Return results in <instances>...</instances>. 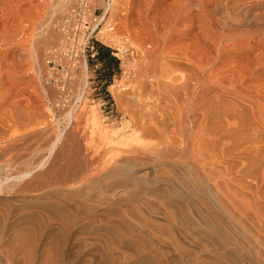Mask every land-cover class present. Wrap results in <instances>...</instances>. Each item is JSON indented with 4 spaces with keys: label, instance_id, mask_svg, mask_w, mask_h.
Masks as SVG:
<instances>
[{
    "label": "rangeland",
    "instance_id": "obj_1",
    "mask_svg": "<svg viewBox=\"0 0 264 264\" xmlns=\"http://www.w3.org/2000/svg\"><path fill=\"white\" fill-rule=\"evenodd\" d=\"M58 1L59 0H13L10 6L0 11V35L5 36L7 35V33L9 34V39L7 42L8 44L5 42V40H0V52L6 50V45H10V47L7 48V58L9 62L12 61L13 58L11 57H13V54L15 56L14 58H16V61H14L13 63V70H11L12 75V72L15 73L13 75L15 79H18L19 75L22 73L20 63L18 61L23 59L24 64L27 63V65H25L26 67H24L25 69H27L26 76L23 79L16 80V82L14 81L12 83H9L8 87L9 89L10 87H12L10 90L13 89V92L14 90L18 91L19 89L25 88L24 91L26 94L24 93L22 94V96H17V98H19L18 101L21 102L19 103L16 101L18 104L15 103L13 107L10 106L11 102L9 100L3 104H0V111H4L6 113V116L4 112L3 115L2 112L0 113L2 116H4L2 118L0 115V139L9 134H12L13 131H23L27 127V130H39L40 132L45 128L44 131H42L40 134H37V137H35L36 135H34L35 138L33 139V137L31 136V140H27L21 146H18L17 148H11V150H5V152L0 151V168L4 173L8 172V174L15 175L18 173V171L20 172L26 167H34V165L38 163L40 158L47 156L46 149L55 136V129L58 126L57 119L63 121L65 111L68 108L72 107V105L75 106L74 110L76 113V117L73 119V123L70 127L76 128L74 132V136H76V138H73L75 140H82L80 143L84 144V150L81 152L72 151V148H74L73 142L75 140L71 141L72 139H70V149L69 151L67 150L68 153L66 152L62 157L66 161L67 159L69 161L71 159L69 157H72L71 161H73V159L76 158L75 156L73 157V155L76 154L77 156V153H80L81 155L87 153L89 158L92 159V152L98 151L93 152L97 154L95 155L98 160L94 161L96 158L93 155L92 160L94 162V165L92 162V166H90L92 169V171L90 172L91 175L82 173L78 174V177L70 176L68 178L63 177L59 179V176L54 179L49 177L44 181L37 183L38 185H43V187L40 186L41 188H43V190L38 187L39 192L35 191L34 193H32L33 191H11L8 192V194L4 192V194L0 196V214H2L4 211H7V214L3 213V216L0 217V223H2V227L4 226L5 228L0 229L6 232L0 230V234H2L0 235V238L2 239L5 233L13 230V228H10V225H15V221H20V219H22L21 221L23 222V220H25L24 222L26 223V219L28 218V224H33L34 221L36 223V218L24 216V214L30 211V209L35 210L36 207V209L45 208V211L42 209L39 210L43 211L42 216L44 214H46L47 216H43V220H45L44 224L49 223V221L56 222L62 217V214L59 210H57V214L55 211L56 209L49 208V206L45 202H41L38 205L37 203H32L29 201L26 202L27 199H59L60 201L64 202H66V199L68 198L71 199L67 200L69 202H72L74 199L83 200L84 202V200L86 201L88 199L85 203H89V206L92 205L93 207L96 206L99 208L101 207L99 205L102 204L101 208L107 209L109 207L107 209L109 211L111 209L114 210L117 207L119 208L121 212L116 209L120 214L118 218L116 216H113L114 218L109 217L111 220L108 218V221L110 222L114 219V222L112 221L113 225L111 226L114 227L115 230H109L107 232H105L106 230H103V232L102 230L100 231L98 229H95V231H93V228H90L88 231V228L86 227L73 228L68 231L69 234L67 233V231H65V234L64 232H62L64 235H66L63 236V238L60 235L61 233L58 231L53 232L52 236H50V233L47 236L48 238L46 239V241L43 237L40 238L36 236L38 238L35 237L33 243L37 245L35 246L37 249L34 247L35 251L33 253L35 254H33L32 258H30L31 260L27 258V261L31 262L29 264L33 263V260H35L34 257L37 258L41 249H43L44 247L47 248L48 246L49 251L53 249L49 253L50 255H53L51 256L52 260L50 258L49 264H53L52 261H54V264H102L104 263V261L105 264H120V262L121 264H138L139 262L141 264H149L146 263L144 256L150 257L151 264H236L234 257H232L233 255L231 256L230 254H233V251L235 249L236 226L234 222L237 216V213L235 214V212H237L236 200H238V188L237 185H234V179H236L237 177V171L242 170L241 178L243 184H251L250 187H252L250 191H248L246 187H243L241 191V198L245 201V203H243L241 200V203H243V214H245H242V222L244 223L243 226H246L245 229L249 231L250 235L248 239V236L246 235H244L242 239L245 246L251 245L253 248H258L260 242L258 240H264V184H260L259 182H257L260 181V171H263L264 169V142H262L258 137L255 138V132L247 131L249 134L253 135H250L251 137L249 140V144L252 143L254 146L251 144V147L243 150L242 152H238V150L234 148V142L232 138L233 135L230 132L236 124L234 121H240V118H238L240 116L237 115L234 111L233 113L231 112L233 107H235L234 110H238L240 108L239 107L238 109H236L237 105L242 106L244 109H246L244 116L242 117V120H244L245 123H251L254 121L250 111L251 108L246 102L250 99V97L252 98V96H245L241 93H236L235 95L233 91H230L227 94H222L217 88L208 86L204 87L202 89V110H196L194 112V115H192L193 113H190L193 119L189 114V118H191L189 119V123H191L190 127L193 126L196 131L200 130V133H202V130H205L208 135L205 134L200 138L202 134H198L195 137V140L190 136L186 137V139H191V141L189 139L185 141H190V152L188 151V154L185 155L187 158H172V156L166 158V156H164L165 154L157 155V153L160 151V148H162V151H165V149L163 148L170 145L171 143L176 144L173 147L175 150L178 149L177 151H180V148H177L178 143L180 144L179 146H182L183 144L187 146L189 143L187 142L186 144L181 139L182 136H180L181 134L179 133L181 128H178L180 127V123L178 125V121L170 118V115L176 112L175 108L173 106H171L172 108L170 106L168 108V106H165L163 104L160 105V103L163 102L157 97V92L154 89L155 85L153 81L147 77L141 79L142 72L140 71V69L142 63H140L141 54L139 45H142L140 42L143 41H141V38L138 37L139 30H137V27H134V24L136 25V23L127 22V25L129 23H134L131 24V27L129 29H127V25L125 24V21L122 20V15L120 13H116V15L113 13L111 14L112 11L110 9L107 13L104 12L105 5L108 0H87L89 5L92 6L91 10H94L97 15L103 17L105 13L103 22L98 28L101 33H99V31H96L94 33L92 39L93 49L91 52H86V61L83 57H81L77 68H75L74 70H70L69 78L64 85L65 89L67 90L66 95H68L69 101L65 102L66 104H63L64 106H57V102H52L51 112L49 111L50 109H48L49 106L48 102L46 101L47 99L45 98L43 93H41L42 87L44 86L47 91L48 89L49 91H54L55 88L53 86H55V83L58 82V79L62 75L60 68L56 67V65L54 64L56 57V55H54V52L59 50L60 43V37H58V23L61 16L67 11L74 8L78 2V0H69L68 3L64 6L65 8L63 7V9L61 10L58 9L55 11V13H53L55 4ZM122 1L124 2V0ZM168 1L171 2L172 0ZM50 13L52 14L50 15ZM46 19H49V32L48 40L45 44L44 51H42L43 53L40 56L39 61L42 74L41 78L43 80V82L40 84V81L36 76L33 68L31 69L32 55H29V53L31 52L29 50L28 52L26 50L23 51V46L21 45H29L28 43L32 35L36 30H39L43 27L42 24L46 22ZM1 41H3V43ZM94 42H97L111 49L112 55L118 59V69L112 75L110 80L105 78L106 74L98 70L100 65L94 61V57L90 56L91 53H93V56L95 54ZM48 60L50 61V63ZM62 61L63 65L65 66H67L69 63L67 59ZM83 63H85L87 67V85L84 89L85 92L82 103L75 104V96L80 91L79 80L84 75ZM191 69L192 68L190 67L189 70ZM44 79H46V81H44ZM70 80L71 83H69ZM139 82L142 84H139ZM110 85H113L118 90H121L119 97L115 98L112 95V93L110 92L111 89L108 88ZM13 86L15 89L13 88ZM140 86H144L142 91L140 90ZM32 92L37 93H35L37 95V98H35V94H33ZM30 97H32L33 99ZM135 97L138 98L137 100L139 101H136ZM140 97H142L144 100L146 99V97H148L149 100L148 102H146V100L144 101L142 98L140 99ZM140 100L143 101L141 102ZM232 103H234L235 106L233 105L232 107ZM227 104H229L228 107ZM207 105H209L210 110L206 108ZM229 106H231L232 108H229ZM45 107L48 110L45 109ZM216 107L219 109H217ZM155 109L157 110V112H159L160 110V113H163L162 116L160 113H155ZM228 109L230 110V113L225 114L223 110ZM153 110L155 112H152ZM171 111L172 113L169 114ZM203 111H205L204 115ZM153 113H155L157 116H155V114ZM150 116H152V119L150 118ZM170 119L172 121L174 120V123H171ZM151 120L152 123H155L154 126L157 125L158 127L161 126L163 128V133H161L160 135H158L157 133H145V128L148 126L147 122L151 124ZM193 120H195V122H193ZM233 122L235 123L234 126ZM95 125H97L105 133L104 138H100L99 135L93 133ZM69 128L67 129V131H71V128ZM177 130H179V132ZM177 132L180 137L178 136ZM262 135L264 136L263 132ZM178 137L181 140H179ZM63 140H65V138H63ZM167 140L172 141L168 143L169 141ZM177 140L179 142H177ZM180 141L182 143H180ZM200 143L202 144V146ZM259 148L260 151L258 150ZM156 150L158 152H156ZM80 154H78V157H81L79 156ZM155 154L157 155L156 157L154 156ZM62 157V161H59L60 165L63 163L65 164V161L62 159ZM104 157L110 161L104 159ZM158 157H162L163 159ZM113 160H118L120 163H118V165L121 166L120 168H124L125 170L122 171L123 175L119 180H115V178L112 179V177L104 178L101 176L96 177L92 175L93 171L94 173L100 172L99 170H101L104 165H111L113 163ZM248 162L249 164L251 163V165H248ZM4 163H6L7 166H5L6 164ZM75 166L76 168H78V165ZM99 166L102 168L100 169ZM258 166L260 168L259 170ZM236 167L239 169L237 170ZM96 168L98 169V171H96ZM134 168H139L143 171L142 173L140 172L141 174H138L139 176H134V178L131 179L128 176V174L130 173L129 170L132 171ZM144 168H150L152 171L150 169L148 170L151 171V173L149 171L147 172ZM140 175H142V177ZM126 176H128V178ZM60 177H62V175ZM254 177H256L257 179ZM127 179L128 181H126ZM140 179L141 181H139ZM135 180H137V182ZM103 184L106 185L105 189H103ZM60 185H63V187ZM90 189V192H92V190L94 191L90 193ZM97 189V192H104L105 190L104 195L103 192L101 194H99L100 192H95ZM116 190L121 191L116 193ZM251 192L253 193L251 194ZM255 192L257 193L256 195L254 194ZM40 194L42 196H39ZM83 194L86 195L84 196ZM234 194L237 195V197ZM102 196L105 197L102 198ZM175 196L177 200H174L173 197ZM22 199L25 201V203H23L24 201ZM19 200L21 202H19ZM14 201V204L17 203V206L13 204ZM43 204L45 205L44 208L42 207ZM8 206L10 208H8ZM46 206L49 208V210H46L48 209ZM7 208L11 210H8ZM15 208L19 211H17ZM219 213L220 215H225L223 217L225 220H223L222 217L218 216ZM58 215L61 216L59 217ZM5 216L9 219H6ZM17 216H19L20 219ZM110 216H112V214ZM29 217L34 221L32 220L33 222H30ZM2 218H4L6 221ZM52 218L57 219L55 221H51L54 220ZM2 220L4 222H2ZM40 221L42 222V220ZM112 222L110 224H112ZM5 223L7 226L5 225ZM116 223L117 226H115ZM17 231H19V229L13 230L12 234H17ZM110 231L112 232L111 236L116 232L112 237L117 238L118 236L117 241H115V239L113 238L111 239V236H107L110 235L107 234L111 233ZM60 236L62 239L60 238ZM77 237L80 240L77 239ZM119 238L130 242L133 246L135 245L138 250L134 251V248L122 245L119 242ZM37 239L38 243L36 242ZM71 240L81 241L86 245L82 246L81 244V246L76 247L74 245L73 247H69V243L72 242ZM214 240H217V243H213L212 241ZM64 241L67 242L65 243ZM44 242L47 244V246ZM136 242L139 245H136ZM218 242H222V245L218 244ZM42 243H44V245ZM63 243H65V245L67 246H62ZM98 243L103 246L105 252ZM90 245H92V247L89 248L88 246ZM140 245L143 246L141 247ZM146 246H149V248ZM58 247H60L61 249H59ZM56 248L58 250H54ZM76 248L78 249L76 250ZM89 249L91 250L89 251ZM92 250L93 252H91ZM94 250H100L101 252L103 251L105 254L108 251V254H102L100 251L99 254L98 252H94ZM110 251L113 255L110 253ZM132 251L136 253H133ZM139 251H141V254L139 253ZM260 251L261 250H259V252H257L256 254L257 256L255 255L256 257L253 258H260L258 260L259 264H264V256L262 255V251ZM74 252L76 253L74 254ZM225 252H227L229 256L227 255V253L225 254ZM54 253H56L58 257L56 256V254L54 255ZM137 253L138 255H136ZM150 253L153 254L151 255ZM49 254L48 256H50ZM76 254H78L79 258L75 256ZM66 255L68 256L66 257ZM104 255L107 257L105 258ZM107 258L112 260H109L108 262ZM141 259L142 262L140 261ZM154 259H156L157 262ZM27 261L25 259L24 263L28 264Z\"/></svg>",
    "mask_w": 264,
    "mask_h": 264
},
{
    "label": "bare ground",
    "instance_id": "obj_2",
    "mask_svg": "<svg viewBox=\"0 0 264 264\" xmlns=\"http://www.w3.org/2000/svg\"><path fill=\"white\" fill-rule=\"evenodd\" d=\"M12 1L13 0H0V11H2L4 8H7L8 6H10ZM68 1L69 0H59L55 4L53 13H55V11L58 9H60V10L63 9V7L68 3ZM90 7H92V6H90ZM109 9L112 11L111 14L113 13L116 15V13H120L122 15L121 18L123 21H125L126 25H127V22L136 23V25L134 23H131V24H134V27H137V30H139L138 37L141 38V41H143V42H140L142 45H139L140 54H141L140 63H142V66L140 69V71L142 72L141 73V76H142L141 79L147 77L153 81V83L155 85L154 89L157 92V97L159 100H161L163 102V103H160V105L163 104L165 106H168V108H169V106L170 107L173 106L175 108L176 112L174 111L175 113L171 114L172 113V111H171L169 113V114H171L170 115L171 117L170 116L169 117L178 121V125L180 123V125H179L180 127H178V128H181V130L179 129L180 132H179V130H177V131L181 134L180 136H182L181 139L183 140L184 143L187 144V142H189L187 146H185V144H183L184 146L183 145L179 146L180 144L178 143L177 148H180V151H177L178 149L177 150L174 149L173 146H175L176 144H173V143H171L168 146H165V148H163V149H165V151H162V148L159 147L160 151L158 152L156 150V152H158L157 155L158 154H162V155L165 154L164 156H166V158L172 156V158L173 157L174 158L180 157V159H181V157H182V159H183L186 157L185 155L188 154L187 152L190 150L191 139L187 138L190 141L185 142L187 140L186 137L190 136L191 138H194V140H195V137L198 134H200V135L202 134V136L199 135L200 138L203 137L205 134H207L205 130L204 131L202 130V133H200V130L196 131V129L193 126L190 127L191 123H189V119L192 118L190 113H193L192 115H194V112L196 110H202V89L204 87H207V86L219 89L222 94H227L230 91L231 92L233 91L235 93V95H236V93H239V94L241 93L245 96H252V98L250 97V99L246 101L249 104V107L251 108L250 111H251V114L253 116L252 118L254 119V121L251 123H245L244 120H242V117L244 116L246 109H244L242 106L237 105L238 107L236 106V109H238L239 107L240 108L238 110H234L235 109V107H233L234 103L231 104L233 107L231 112L233 113V111H234L237 115L240 116V117H238V118H240V121H238L237 120L238 118H237L236 119L237 121H234L236 124L233 122V126H234V124H235V126L230 131L233 135L232 138H233V142H234V148L236 150H238V152H242L243 150H245V149H247L253 145L252 143H251L252 145L249 144L250 137L253 135L249 134L247 131L255 132V134H254L255 138L258 137L262 142H264V136L262 135V132L264 133V0H172L171 2H169L168 0H127V1L124 0V2L122 0H108V2H106L104 12L107 13ZM105 13H104V16L102 18L105 17ZM51 14L52 13H50V15ZM49 17H51V16H49ZM48 20L49 19H46V22L44 24H42L43 27L41 29L36 30L34 32L31 39L29 40V43H28L29 45L27 44L28 46L21 45V46H23L22 47L23 51L26 50L28 52V50H29L31 52V53H29V55L30 54L32 55L31 69L33 68L36 76L38 77V79L40 81V84L43 82V80L41 78L42 74H41L39 61H40V56L43 53L42 51H44L45 44L48 40V32H49V28H48L49 21ZM131 24L129 23L127 25V29H129L131 27ZM135 31H136V28H135ZM137 32H135V33H137ZM99 33H101V31H99ZM58 37H60V36H58ZM8 39H9L8 33L5 36L0 35V40H3V41L5 40V42L7 43ZM3 41H1V42L3 43ZM6 46H7L5 48L6 50L0 52V104H3L9 100L11 102L10 106L13 107L15 103L18 104L17 102H19L18 101L19 98H17V96L18 95L22 96V94L25 93V91H24L25 88L19 89L18 91L14 90V92H13V89L10 90L12 87H10V89L8 88L9 83H12L14 81L16 82V80L23 79L26 76V73H27L26 70L27 69H25L24 67H26L25 65H27V63L24 64V60L23 59L19 60V58H18V60H19L18 62L20 63L22 73L19 75L18 79H15L13 76L15 73L12 72L13 73V75H12L11 70H13V63H14V61H16L15 60L16 58H14L15 56L13 54V57H11L13 59H12V61H10L11 63L9 62V60L7 58V55H8V49L7 48L10 47V45L9 46L6 45ZM50 56H51V54H50ZM48 58H51V57H48ZM28 64H29V62H28ZM190 67L192 68L191 70H189ZM86 70H87L86 64L83 63L84 75L79 80L80 81V91L75 96L76 102L73 101L75 104H81L82 100L84 98V92H85L84 89L87 85ZM44 81H46V79H44ZM65 83H66L65 78H63V77L59 78L58 82L55 83V86L52 85L55 88L54 91L52 90L53 92L49 91V89L47 91V89H45L44 86L42 87L41 93H43V95L47 99L46 101L48 102V106H49L48 109H50L49 111H51V108H52L51 103L52 102H54V101L57 102V104H58L57 106H64L63 104H66L65 102L69 101L68 95H66L67 90L65 89V86H64ZM69 83H71V80ZM52 84H54V83H52ZM139 84H142V83L139 82ZM143 87L140 88L141 91H142ZM13 88H14V86H13ZM108 88L111 89L110 92L112 93V95L115 98L119 97L121 90H118L113 85H110ZM35 93L36 92H34L33 94H35ZM36 94L34 95L35 98H37ZM218 96H219V94H218ZM30 98H32V97H30ZM35 98H34V101H35ZM141 98L142 97H140V99ZM137 99L138 98H136V101H139ZM119 100H120V98H119ZM145 100H146V102H148L149 98L146 97ZM217 101H216V103H217ZM209 105H211V104H209ZM209 105H207V107H206L207 109H209ZM228 105L229 104H227V107H228ZM12 107H9V108H12ZM74 107L75 106L72 105V107L68 108L65 111L64 116H63V121L61 120L62 122L59 119H57L58 126L55 129V136L53 137V140L50 142L48 148L46 149L47 156L40 158V160L38 161V163H36V165H34V167H26L24 170H22L20 172L18 171V173L15 175L8 174V172L4 173L3 170H1V168H0V196H2L4 194V192H6L8 194V192H11V191H14V192L15 191L16 192L33 191L32 193H34L35 191L39 190L38 187H40V186L43 187V185H40V184L38 185L37 183L44 181L45 179H47L49 177L54 179V178H57L59 176L58 177V179H59V178H63V177L68 178L70 176L75 177L78 174H82V173H87V174L91 175L90 172L92 171V169L90 166H92L91 164L93 162V160H92L93 155L95 158L97 155L96 153H93V152H98V151L92 152V155H91L92 159L89 158L87 153H84V155L83 154L81 155L80 153H77V156H76V154L73 155V157L74 156L76 157L75 159H73V161H71L72 157H69L71 155L68 156L69 158H71L69 161H68V159H67V161L64 160L62 157L67 152V150L69 151V149H70V145H69L70 139H72L71 141H73V140H75L73 137L76 138V136H74L75 135L74 132H75L76 128L70 127L73 123V119L76 117ZM230 107L231 106H229V108ZM210 108H212V107H210ZM216 108H215V110H216ZM45 109H47V108L45 107ZM217 109H219V108H217ZM205 111H203V115H204ZM1 112L3 115L4 111H0V113ZM152 112H155V111L153 110ZM223 112L225 114H229L230 110L229 109L223 110ZM155 113H160V110H159V112H157V110H156ZM155 113H153V114H155ZM162 114H161V116H162ZM189 114H190L191 118H189L190 117ZM221 114H223V113H221ZM2 115H1V117L3 118L4 116H2ZM10 115H12V114H10ZM237 115H236V117H237ZM5 116H6V113H5ZM155 116H157V115L155 114ZM148 117H149V115H148ZM151 117L152 116H150V118ZM173 121L171 120V123ZM148 122H149V120H148ZM148 122H147L148 126L145 124L147 126L145 128V133H147V134L157 133L158 135L163 133V128L161 126L160 127H158L157 125L154 126L155 123H152V120L150 121L151 124H149ZM193 122H195V120H193ZM98 126H99V124H98ZM98 126L95 125V127L93 129V133L99 135L100 138H104L105 133ZM69 127L71 128V131H67V129ZM27 128H25L23 131H17V132L13 131L12 134H9V135L1 138L0 139V151L5 152V150H8V149L11 150V148H17L18 146H21L22 144H24L27 140H31L32 137L34 139L35 137H37L38 133L40 134L42 131L45 130V128H44L40 132L39 130L38 131L32 130V129L27 130ZM82 131H84V130H82ZM178 132H177V134H178ZM34 135H36V136L34 137ZM178 136H179V134H178ZM179 137H178V139H179ZM63 138H65V140H63ZM181 139H179V140H181ZM81 141L82 140L76 139L73 142L74 148H72L73 149L72 151L81 152L84 150V146H83L84 144L80 143ZM167 141H169V140H167ZM171 141H169L168 143H170ZM177 142H179V141L177 140ZM174 143H176V142H174ZM180 143H182V142L180 141ZM201 146H202V144H201ZM195 149H196V147H195ZM258 150L260 151V148ZM258 150H256V151H258ZM74 152H73V154H74ZM164 152H166V153H164ZM263 152H264V150H263ZM78 154H80L79 156H81V157H78ZM157 155L155 154L154 156L156 157ZM61 157L65 161V164L63 163L60 165L59 161L61 160ZM158 158H162V157H158ZM104 159H106V158L104 157ZM96 160H98V159L96 158L94 161H96ZM106 160H108V159H106ZM237 160H239V159H237ZM108 161H110V160H108ZM103 162H104V160H103ZM112 162H111L112 163L111 165L106 164V166L104 165L103 168L99 166L100 169L102 168L101 170H99L100 172L94 173V171H93L92 175L96 176V177L101 176L104 178L112 177V179L115 178V180H119L123 175L122 171L124 170V168L123 169L120 168L121 166L118 165V163H119L118 160H113ZM251 163H252V161H251ZM251 163L249 164V162H248V165H251ZM4 164H6V163H4ZM75 165H78L77 166L78 168H76ZM93 165H94V162H93ZM5 166H7V164ZM147 166H149V165H147ZM235 166H237V165H235ZM150 168H144V169H146V171L148 172L149 171L148 169H150ZM238 169L239 168H237V170ZM259 169L260 168L258 166V170ZM96 171H98V169ZM142 171L143 170H140L139 168L138 169L134 168L132 171L129 170L130 173L128 174V176L131 179H133L134 176H139L138 174H141ZM151 171H149V172L151 173ZM241 171L240 170L237 171V177H236V179H234V182H235L234 185H237V188H238V192H237L238 197H237V195H235V194L234 195L237 197L238 200H236L237 201V203H236L237 204V206H236L237 212H235V214L237 213V216L234 215V216H236V219L234 222L235 226H236L235 249L233 251V254L232 253H230V254H231V256L233 255L232 257H234L236 264H259L258 260L260 258L257 259V258H253V257L257 256L256 254H257V252H259V250L262 251V255L264 256V240H258V241H260L258 248H253L251 245L245 246V244L243 243V239H242V237L244 235L248 236L247 239L249 238L250 235H249V231L245 229L246 226L244 227L243 226L244 223L242 222L243 221L242 216L245 215V214H243V207H242L243 205L242 204L245 203V201L241 198V196H242L241 191H242L243 187H246L248 191H250L252 189V187H250L251 184L250 185L249 184H243L242 178H241V175H242ZM260 172H261L260 173L261 175L257 172L260 175V181H257V182H259L260 184H264V169H263V171H260ZM125 173H127V172H125ZM61 175H62V177H60ZM128 176H126V177L128 178ZM140 176L142 177V175H140ZM254 178H256V177H254ZM256 179H255V181H256ZM126 181H128V179ZM129 181H130V179H129ZM135 181L137 182V180H135ZM139 181H141V179ZM246 183H249V182H246ZM60 186L63 187V185H60ZM64 186H66V185H64ZM103 186H104V188H103ZM103 186H102V188L105 189L106 185L103 184ZM31 187H34V188H31ZM59 188H61V187H59ZM40 189L43 190V188H41V187H40ZM93 189H95V188H93ZM100 190H101V188H100ZM59 191H60V189H59ZM90 191H91V189L89 190V192ZM93 191L94 190H92V192ZM97 191H98V189L95 192H97ZM116 191L115 192L118 193L121 190H116ZM255 191H256V189H255ZM92 192H90V193H92ZM99 192H97V193H99ZM102 192L103 191H101L99 194H101ZM104 192H105V190H104ZM104 192H103V195H104ZM252 193L253 192H251V194ZM41 194H43V193H41ZM41 194L39 196H42ZM254 194L256 195L257 193L255 192ZM9 195H10V193H9ZM87 195H88V193H87ZM107 196H109V195H107ZM94 197H96V196H94ZM104 197L102 196V198H104ZM28 198H30V197H28ZM173 198L175 200L176 196ZM68 199H70V198H68ZM68 199H66V202L60 201L59 199L58 200L57 199H51V200H46V199L44 200L43 199V200H41L40 198H38V199L37 198L27 199L26 202L29 201L32 203H37L38 205L41 202H43V203L45 202L49 206V208L56 209L55 210L56 213H57V210H59L62 214V217L57 220L58 222L57 221L56 222H50L48 220L49 223H47L48 222L47 221L46 222L47 224H44L45 220H43V216H46V214H44L42 216L43 211H39L42 208L36 209L37 207L36 208L34 207L35 210L30 209V211H28L24 214V216H26V217L30 216L31 218L32 217L36 218L37 219L36 223L32 219L34 221V223L28 224V220H27L28 218L26 219V221H27L26 223L24 222L25 220H23V222H22L21 221L22 219H20V217L17 216V217H19L20 221L19 220L15 221V225H10V228H13V230L19 229V231H17L18 233L16 232L17 234L14 233V235H13L12 234L13 230H10L7 233H5V235L2 239L0 238V264H26V263H24L25 259L27 261L28 259L33 257V254H35L33 252L35 251V248H36L35 246H37V245L33 243V240L36 236H38L40 238L43 237L44 240L46 241V239L48 238L47 236L50 233H51L50 236H52L53 232L58 231L61 233V234L60 233L59 234L63 238V236H66V235H64L66 233L65 231H67V233H68V231L73 229V228H84V227H86V228H88V231L90 228H93V231H95V229H98L100 231L106 230L105 232H107L109 230H115L114 227L111 226V225H113L114 219L112 220L113 222L111 221L112 224H110L111 222L108 221V218L109 217L111 218L113 216H116L118 218V216L120 215L118 213V210H119L118 207L116 208L118 210L114 209V207H113L114 210L111 209L109 211V210H107L109 207L107 209L101 208L102 204L99 205V206H101L99 208L96 206H95L96 207L95 208L92 205L89 206L88 205L89 203L88 204L85 203L88 199L86 201L84 200V202H83V200H79L78 198H77L78 200L72 199L73 200L72 202L67 201ZM83 199H85V198H83ZM241 200L243 203H241ZM19 202H21V201L19 200ZM14 203H15V201L13 202V204ZM23 203H25V201ZM247 203H248V200H247ZM13 204H12V206H13ZM14 205L17 206V203ZM9 206H8V208H10ZM44 206L45 205L43 204L42 207L44 208ZM248 206H249V203H248ZM103 207H105V206H103ZM250 207H249V209H250ZM38 208H39V206H38ZM49 208L46 210H49ZM8 210H11V209H8ZM25 210H27V209H25ZM42 210L45 211V208ZM17 211H19V210H17ZM20 211H22V210H20ZM119 212H121V211L119 210ZM3 213L7 214V211H4ZM2 214H0L1 215L0 217L3 216ZM16 214H17V212H16ZM111 214H112V216H110ZM20 216H21V214H20ZM58 216L60 217L61 215H58ZM218 216L223 218L225 215H222V214L220 215V213H219ZM46 217H45V219H46ZM7 218L8 217H6V219ZM31 218H30V222L32 221ZM245 218H244V220H245ZM2 219H4V218H2ZM52 219H54V218H52ZM56 219H54V220L50 219V220L55 221ZM0 220H1V218H0ZM15 220H16V218H15ZM40 220H42V222ZM118 220H120V219H118ZM223 220H225V219L223 218ZM2 222H4V221L2 220ZM118 222H120V221H118ZM117 223L115 226H117ZM0 224H1L0 228L3 229L4 226L2 227V223H0ZM9 224H11V223H9ZM5 225H6V223H5ZM123 228H124V226H123ZM2 229H0V230L3 231ZM128 230H129V228H128ZM1 231H0V233H1ZM3 232H6V231H3ZM62 232H64V234ZM96 232H97V230H96ZM134 232H136V231H134ZM118 233H119V231H118ZM107 234H110L107 236H111L112 232L107 233ZM120 234H121V230H120ZM0 235H2V234H0ZM61 236H60V238H61ZM112 236H111V239L113 238ZM246 236H245V238H246ZM38 237H36V238H38ZM64 238H66V237H64ZM117 238H118V236H117ZM117 238H113V239H115V241H117ZM49 239H50V237H49ZM77 239H79V238L77 237ZM87 239H86V241H87ZM218 241H220V240H218ZM250 241H252V240H250ZM36 242L38 243V239ZM64 242L66 243L67 241H64ZM119 242L122 245L130 246L131 248H134L135 249L134 251L138 250V248H136L135 245L133 246L130 242H128L122 238H119ZM212 242L217 243V240L216 241L214 240ZM44 243H42V244L44 245ZM59 243H60V241H59ZM65 243H63L62 246H64ZM221 243L218 242V244L222 245ZM81 244H82V246L86 245L85 243L83 244L81 241H72L69 243V247H73L74 245L77 247V246H81ZM90 244H92V243H90ZM136 245H139V244L137 243ZM46 246H47V244H46ZM58 246H59V244H58ZM66 246L67 245H65V247ZM88 247L90 248V247H92V245H90ZM101 247L103 249V246H101ZM146 247L149 248V246H146ZM47 248L44 247L43 249H41L37 258L34 257L35 260H33L32 264H47V262L49 264L50 258H51V256H53V255H50L49 253L53 249H51L49 251V248L48 249ZM58 248L61 249L60 247H58ZM77 249L78 248H76V250ZM54 250H58V249L56 248ZM84 250H86V249H84ZM90 250L91 249H89V251ZM99 251L100 250H98V251L94 250V252H98L100 254L101 251L100 252ZM103 251H104V249H103ZM103 251L101 253L105 254L104 253L105 251L104 252ZM62 252H63V250H62ZM81 252H83V251H81ZM91 252H93V250ZM107 252H106V254H108ZM140 252L141 251H139V253ZM222 252H224V251H222ZM56 253H54V255ZM65 253H66V251H65ZM75 253L76 252H74V254ZM110 253L112 254L111 251H110ZM133 253H136V252H133ZM226 253L227 252H225V254ZM228 253H229V251H228ZM228 253H227V255H228ZM31 254H32V256H31ZM48 254L50 256H48ZM79 254H81V253H79ZM150 254L152 255L153 253H150ZM136 255H138V253ZM56 256H57V254H56ZM61 256H63V255H61ZM67 256L68 255H66V257ZM75 256L78 257V254H76ZM106 257L107 256H105V258ZM68 258H70V257H68ZM99 259H100V257H99ZM134 259H136V258H134ZM144 259L146 260V263L151 264L150 257L144 256ZM156 259H154V260H156ZM51 260H52V258H51ZM53 260H54V257H53ZM62 260H63V258H62ZM109 260H112V259H108L107 261L109 262ZM140 261L142 262V259ZM156 262H157V260H156ZM27 263L29 264L31 262L27 261ZM52 263L54 264V261H52ZM92 263H95V262H92ZM102 264H105V261ZM107 264H109V263H107ZM114 264H116V263H114ZM120 264H121V262H120ZM124 264H126V263H124Z\"/></svg>",
    "mask_w": 264,
    "mask_h": 264
},
{
    "label": "built area",
    "instance_id": "obj_3",
    "mask_svg": "<svg viewBox=\"0 0 264 264\" xmlns=\"http://www.w3.org/2000/svg\"><path fill=\"white\" fill-rule=\"evenodd\" d=\"M102 22L103 18L91 10L87 0H78L74 8L61 16L58 23L59 50L54 52V64L62 72L60 78L67 81L70 70L77 68L80 58L83 57L86 61L85 54L92 51L93 35L99 31ZM90 56L93 57V53ZM66 59L69 61L67 66L62 61Z\"/></svg>",
    "mask_w": 264,
    "mask_h": 264
},
{
    "label": "trees",
    "instance_id": "obj_4",
    "mask_svg": "<svg viewBox=\"0 0 264 264\" xmlns=\"http://www.w3.org/2000/svg\"><path fill=\"white\" fill-rule=\"evenodd\" d=\"M95 54L94 61L97 62L100 67L99 71L106 74L105 78L110 80L112 75L118 69V59L112 55L111 49L105 47L97 42H94Z\"/></svg>",
    "mask_w": 264,
    "mask_h": 264
}]
</instances>
